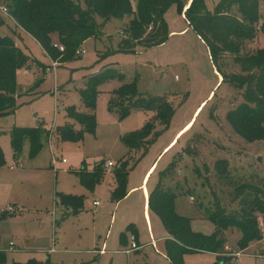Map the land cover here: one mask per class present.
I'll use <instances>...</instances> for the list:
<instances>
[{
  "label": "rangeland",
  "instance_id": "374dc122",
  "mask_svg": "<svg viewBox=\"0 0 264 264\" xmlns=\"http://www.w3.org/2000/svg\"><path fill=\"white\" fill-rule=\"evenodd\" d=\"M218 1L204 0L205 9L212 12ZM262 14L260 6L258 29ZM2 17L4 24L0 26V35L10 37L32 59L16 74L18 107L14 114L0 117V147L5 160L4 168L0 170V211L11 206L9 204L22 210L14 215L16 210L13 207L14 212L0 213V249L5 251V264H28L30 261L37 264H164L160 256L164 241L157 243L159 254L151 246L133 251L129 259L121 252H115L120 232L118 226L135 225L140 234V245L149 239V235L143 213V191L130 193L114 215H108L112 207L109 192L115 185L114 170L123 157L130 168L129 192L140 185L151 163L195 112L190 128L184 130L178 136H181L179 140L157 160L148 187L162 177L166 188L174 189V185L180 186L178 190L190 188L196 202L190 203L186 194L177 191L176 212L188 218L193 229L207 234L214 230L204 214V210L210 213L214 209L210 191L230 211L239 209L238 202H232L231 193L235 186L249 184L264 188V141L246 142L234 133L226 120L227 112L243 102L241 92L222 81L206 45L175 4L164 13L169 36L162 45L151 48L135 46L133 52H118L119 43L127 38L126 29L134 16L110 18L101 29L100 37L84 41L69 62L54 63L57 66L12 18ZM96 22L101 24L103 19L96 17ZM51 39L54 45L59 44L56 34ZM259 49H264V33L260 30L255 32L252 40L243 42L239 54H253ZM107 51L110 53L104 55ZM106 66H114L122 73L125 83H134L138 94L164 96L174 110L168 129L157 137L146 154L141 157L142 151H129L122 143V137L140 130L152 114L132 109L129 116L120 120L117 109L125 97L112 95L124 82L113 79L96 87L97 125L94 134H84L82 141L77 143L48 138L34 158L28 156L29 145L25 142L20 156L13 157L9 129L34 127L39 122L52 129L65 124L68 107L86 112L79 92L87 77ZM220 68L227 74L240 72V64L230 57L223 59ZM110 100L111 109H108ZM154 130L162 131L163 127L155 122ZM187 144L191 146V154L185 153ZM52 158L57 160L55 165ZM219 159L226 160L229 178L217 182L213 165ZM62 160L66 163L63 164ZM108 161L114 166L104 173L103 180L92 191L86 192L77 183L74 171L82 165L91 169L99 163L103 171ZM56 194L82 197V213L73 214L70 210L60 220L64 207ZM94 200L101 202L100 207L93 208ZM149 220L154 239L165 237L158 218L151 213ZM258 224L260 238L239 251L248 250L239 255L238 264H264V226L260 220ZM221 234L226 245L232 247L224 252L232 257L241 234L234 227ZM103 240L107 241L108 251L115 253L92 262L90 251L101 249ZM10 242L15 247L9 249ZM128 244L127 248L130 240ZM183 262L212 264L214 256L187 253Z\"/></svg>",
  "mask_w": 264,
  "mask_h": 264
},
{
  "label": "trees",
  "instance_id": "16d2710c",
  "mask_svg": "<svg viewBox=\"0 0 264 264\" xmlns=\"http://www.w3.org/2000/svg\"><path fill=\"white\" fill-rule=\"evenodd\" d=\"M134 1V5L132 4ZM8 9L9 16L16 25L33 38L44 53L57 64L69 62L84 41L98 38L101 29L110 18L122 19L126 15L130 21L126 34L121 40L118 52H133L135 46L151 48L166 42L169 33L164 13L175 4L182 14L185 0H0ZM260 6L263 14L260 19ZM189 26L206 45L213 65L222 81L234 90L241 92L243 102L226 114V120L234 133L246 142L264 141V49L253 54L240 55L244 41L252 40L255 32L264 33V0H219L212 12L205 9L204 0H191L184 11ZM96 17L102 18L98 24ZM4 19L0 15V26ZM58 36L59 44L52 43L51 36ZM63 50L60 51L59 48ZM107 51L104 55H108ZM232 58L240 64V72L230 74L221 71L223 59ZM32 59L26 55L10 37L0 35V117L14 114L16 108V74L25 68ZM119 79L124 75L114 66H106L101 71L87 77L84 88L80 90L81 102L86 112H79L73 106L66 109L64 125L45 127L41 122L34 127H13L8 131L13 157L18 158L23 145L28 142V156L38 155L48 138L55 137L62 142H80L84 134H94L96 129L95 105L96 87L106 81ZM125 97L119 103V119L129 116L132 109L151 113L152 117L140 130L122 137V143L129 151L147 153L157 137L168 129L174 110L164 96H145L138 94L134 83H123L114 91L112 97ZM111 109V100L108 104ZM212 115V114H211ZM155 122L163 127L155 131ZM187 144L185 153H190ZM191 154V153H190ZM100 164V163H99ZM96 164L88 171L82 165L75 172L78 181L87 191H92L103 180L104 170ZM5 165L0 147V169ZM216 181L227 180L229 170L226 160L219 159L213 165ZM130 168L127 161H120L114 170L115 185L110 193L112 202H119L127 195V179ZM264 183V181H263ZM214 198V209L205 217L213 224L214 231L209 234L194 232L190 220L179 216L175 211L177 195L165 188L162 177L149 193L148 208L160 219L171 239L166 240V256L170 264H184L187 253L207 252L217 255L213 264H230L232 257L225 254L226 243L221 232L234 227L241 237L237 243L238 251L260 238L258 221L264 226V188L238 184L232 191V202L237 201L239 209L230 210L221 204L218 196ZM60 204L69 207L73 214L82 210V197L56 194ZM130 226L127 227V231ZM125 233L120 234L123 242ZM6 263L5 252L0 251V264ZM19 264V263H14ZM28 264H37L30 261Z\"/></svg>",
  "mask_w": 264,
  "mask_h": 264
},
{
  "label": "crops",
  "instance_id": "0c3cea01",
  "mask_svg": "<svg viewBox=\"0 0 264 264\" xmlns=\"http://www.w3.org/2000/svg\"><path fill=\"white\" fill-rule=\"evenodd\" d=\"M186 1V5H185V7H184V9H183V11H185L187 8H188V6L190 5V2H191V0H185ZM181 16L182 17H184V13L182 12V14H181ZM185 18V17H184ZM28 35V34H27ZM29 36V35H28ZM30 37V36H29ZM31 38V37H30ZM33 39V38H32ZM34 40V39H33ZM35 41V40H34ZM36 42V41H35ZM37 43V42H36ZM55 46H57V45H55ZM53 64H54V62H53ZM57 64V63H56ZM56 64H54L55 66H57ZM59 65V64H58ZM196 114V112L194 113V115ZM194 115H193V117L191 118V120L186 124V125H184L176 134H175V136L172 138V140L169 142V144L167 145V146H165L164 148H163V151L155 158V160L151 163V165H150V167L148 168V170H147V172L145 173V175L143 176V178H142V180H141V183H140V185L138 186V187H134V188H131L130 190H129V192H127V195L121 200V201H119V202H112L111 200H110V193L111 192H109V202H110V204L112 205V207H111V209L109 210V212H108V215H109V213H111V215H114V211H115V214H116V211H117V208L120 206V204H121V202L126 198V197H128V195L130 194V193H132V192H135V191H137V190H142L143 191V195H144V208H143V213H144V216H145V220H146V228L148 229V235H149V239L148 240H145L144 241V243L143 244H139V239H140V234H139V231H138V228L135 226V225H133V224H128V225H123L124 226V228L125 229H123V226H118L117 227V231H120L119 232V234H118V239H117V241H116V244H117V248H116V253H122V254H124V255H126L127 256V259H129L128 257H130V255H131V253L130 254H125V253H123V250L124 249H126L127 248V246L129 245L128 244V241L130 240V237L129 236H134L135 237V241H136V243H137V245H138V249L136 250V251H138V250H141V249H144L145 248V246H151L152 248H153V250L155 251V253H157L158 252V254L160 253L159 251H157V243H159L160 241H164V247H163V250H162V254H160V256H161V262L162 263H164V264H170V262H169V260H168V258H167V256H166V250H165V242H166V240H168V239H171V237H170V235L166 232V230L164 229V227H163V225H162V223H161V221H160V219L158 218V216L156 215V214H154L153 212H151L150 210H149V208H148V197H149V193L153 190V188L156 186V184L155 185H153L152 187H148V183H149V180H150V177H151V175H152V173H153V169H154V167H155V165H156V163H157V160L160 158V156L162 155V153L163 152H165L171 145H173L176 141H178L179 140V138L181 137H179L178 138V136L184 131V130H186L187 128L189 129L190 128V126H191V123H192V120H193V118H194ZM47 128H50V127H47ZM187 129V130H188ZM10 130V129H9ZM185 132V131H184ZM178 138V139H177ZM176 145V144H175ZM131 155L129 154V157H130ZM126 157H123L121 160L122 161H124V160H126L125 159ZM120 160V161H121ZM62 162V161H61ZM63 163V162H62ZM66 163V161L63 163V164H65ZM5 166V165H4ZM4 166L2 167V168H4ZM1 168V169H2ZM81 168V166L76 170V171H74V177H75V179H76V181H77V183L80 185V183H79V181H78V178H77V176H76V174H75V172H77L79 169ZM0 169V170H1ZM93 168H91V169H87L88 171H90V170H92ZM172 184H173V182H172ZM174 185V184H173ZM81 186V185H80ZM86 192H87V190L83 187V186H81ZM174 189L171 187V188H167V189H170L172 192H174L176 195H177V197H176V199L178 198V195L179 194H177V193H179V192H181L180 194H182V195H187L188 196V198H189V202L190 203H195L196 202V199H195V197H194V194H191V189L190 188H185L184 190H178V189H180V186H176V185H174ZM113 188V187H112ZM166 188V187H165ZM177 191H179V192H177ZM67 195H70V194H67ZM175 199V200H176ZM95 201H98V200H94L93 201V203L95 202ZM100 204H101V202L100 201H98ZM174 203H176V201L174 202ZM9 205H11L12 207H14L15 208V210H16V213H14V215L15 214H19V213H21L22 212V210H21V208L20 207H18V206H16V205H14V204H9ZM64 207V212H63V214L61 215V217H60V220L61 219H63L64 217H65V215L66 214H68L69 213V211H70V208L69 207H65V206H63ZM98 207H100V205H98V206H94L93 205V208H98ZM83 208V207H82ZM3 210H1L0 211V213L2 212ZM175 211H176V206H175ZM82 213V210L80 211V213H79V215ZM151 213L152 214H154L157 218H158V220H159V222L161 223V226H162V228L164 229V231H165V233H166V236L165 237H163V238H160V239H154V237H153V235H152V231H151V228H150V220H149V218H150V215H151ZM177 213V212H176ZM178 214V213H177ZM14 215H12V216H14ZM179 215V214H178ZM11 216V215H10ZM179 216H181V215H179ZM112 218H113V216H112ZM0 220H2V219H0ZM57 223H59L58 221L56 222V224ZM128 226H130V230L129 231H127V227ZM191 229L194 231V232H198V233H202V234H206V235H209V234H207V233H205V232H201V231H199V230H195V229H193L192 227H191ZM125 230V231H124ZM110 231V233H112V230H109ZM214 231V230H213ZM121 233H125V238H124V241L123 242H121L120 241V234ZM212 233V232H211ZM210 233V234H211ZM226 234V233H225ZM95 235V234H94ZM97 235H99V234H97ZM240 237V236H239ZM239 239V238H238ZM11 243L12 242H10L9 244H8V246H9V249H11V248H13V247H15V244L14 243H12V245H11ZM263 244H264V242H263ZM235 245H236V243H235ZM251 247H253V246H251ZM255 247H256V245H255ZM232 247H228L227 245L225 246V252H226V249L227 250H230ZM250 248V247H249ZM248 248V249H249ZM115 249V248H114ZM13 250V249H12ZM234 250H235V252L236 251H238V249L237 248H234ZM0 251H3V252H5L3 249H0ZM19 251H22V250H19ZM248 250H246L245 252H243V253H241V254H244V253H246ZM115 252H111V251H108V244H107V241L106 240H103V243H102V246H101V249H99V248H94L93 250H91L90 251V253L93 255V259H92V262H98L99 260H100V258L102 257V256H104V255H106V254H108V253H115ZM195 253H207V252H195ZM209 254H211L212 256H214V262H216V258H217V255L216 254H213V253H209ZM227 254V253H226ZM240 254V255H241ZM128 261V260H127ZM213 262V263H214ZM212 263V264H213Z\"/></svg>",
  "mask_w": 264,
  "mask_h": 264
},
{
  "label": "built area",
  "instance_id": "2783aa9c",
  "mask_svg": "<svg viewBox=\"0 0 264 264\" xmlns=\"http://www.w3.org/2000/svg\"><path fill=\"white\" fill-rule=\"evenodd\" d=\"M0 15L11 18L9 16V14H8V9L1 2H0ZM59 49H60V51L63 50L61 47ZM56 161H57L56 159H53V158L51 159V162H52L53 165H55ZM62 162L64 163L65 160H62ZM113 166L114 165H113L112 162H109V161L105 162L104 168H103L104 172L108 173ZM93 205L94 206H98V205H100V203L98 201H95L93 203ZM14 210H15V208H14ZM14 210H13L12 206H9L5 210H3L1 213H5V212L10 213V212H14ZM11 245H12V243H11ZM138 248L139 247H138V245H137V243L135 241V237L131 235L130 236V247L124 249L123 253L130 254L131 252L137 250ZM240 254L241 253H239V251H236L235 254L232 255V261H231L230 264H238L237 259H238Z\"/></svg>",
  "mask_w": 264,
  "mask_h": 264
}]
</instances>
